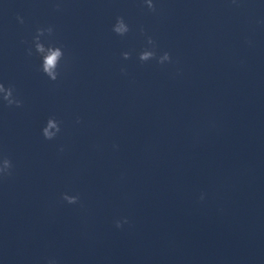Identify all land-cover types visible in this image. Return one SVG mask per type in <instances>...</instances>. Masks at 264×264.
I'll use <instances>...</instances> for the list:
<instances>
[{
    "label": "clouds",
    "instance_id": "9594fccd",
    "mask_svg": "<svg viewBox=\"0 0 264 264\" xmlns=\"http://www.w3.org/2000/svg\"><path fill=\"white\" fill-rule=\"evenodd\" d=\"M144 3L150 11L156 12V5L153 3V0H144ZM57 10H59V5H57ZM18 19L21 23H23V19L21 17H18ZM112 31L119 36H125L129 31H131V29L129 25L125 22L124 18L122 16H118L116 18L115 24L112 27ZM45 32L51 35L53 33V28L48 27L47 29H37V34L34 37L35 50L42 57L43 73H45L50 80L56 81L59 75L58 66L64 53L61 47L54 45H49L46 47L43 43L40 42V37L44 35ZM140 32L142 35L146 36L147 45L150 46L146 47L139 53L138 59L141 63H146L150 60H156L159 65H164L165 63H172V56L169 52L165 51L162 54L158 55L156 51V42L153 37L147 35L142 27L140 29ZM31 54V49H28V55ZM122 57L124 60H128L131 58V53L127 51L123 52ZM121 73L127 75V70L122 67ZM13 92L14 88L12 86L5 87L4 84L0 83V94H2L3 100L9 106L15 105L16 107H21L22 101L14 98ZM76 122L80 123V119L77 118ZM60 131V122L55 117H49L46 122V125L42 128V135L46 140H53L57 137ZM63 150V147H61L60 151L62 152ZM12 168L13 165L11 160L5 157L2 161V164H0V179L10 177L12 175ZM61 198L68 204H77L80 199L78 195H69L67 193H63ZM201 199H203V196H201ZM126 223H128L127 218L118 219L115 221V226L117 228H121ZM48 264H55V262L49 261Z\"/></svg>",
    "mask_w": 264,
    "mask_h": 264
}]
</instances>
